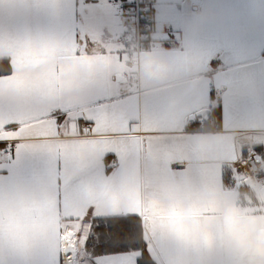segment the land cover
Segmentation results:
<instances>
[{
    "label": "snow or ice",
    "instance_id": "obj_1",
    "mask_svg": "<svg viewBox=\"0 0 264 264\" xmlns=\"http://www.w3.org/2000/svg\"><path fill=\"white\" fill-rule=\"evenodd\" d=\"M39 6L51 14L47 29L0 35V52L11 53L0 71V264H231L192 235L183 214L135 193L142 156L154 175L202 171L204 137L149 138L145 147L127 135L159 129L171 86L149 91L134 77L128 50L104 38L103 5L79 10L81 28L74 0ZM142 71L172 78L151 60ZM211 88L190 124L175 113L176 130L193 132L213 117ZM109 136L119 138H102ZM40 171L54 177V188L22 202L11 189Z\"/></svg>",
    "mask_w": 264,
    "mask_h": 264
},
{
    "label": "crops",
    "instance_id": "obj_2",
    "mask_svg": "<svg viewBox=\"0 0 264 264\" xmlns=\"http://www.w3.org/2000/svg\"><path fill=\"white\" fill-rule=\"evenodd\" d=\"M112 1L74 0L75 26L81 28L84 23L79 10L103 5L109 13L104 38L121 46L111 11L118 0L114 4ZM214 2L217 0H157L153 43L141 55L140 81L149 91L171 86V106L161 114L158 130L127 133L142 139L145 147L149 138L160 143L182 135L206 138L209 148L197 165L202 171L183 177H173L168 171L154 175L142 156L135 193L141 201L155 198L169 205V211L183 214L192 235L202 244L214 245V254L230 259L231 264H264V177L243 179L239 171L250 153L264 157V0H229L236 9L233 19L225 26H212L193 35L187 26L191 14L199 5ZM21 3L25 6L21 7ZM41 3L42 0H0V35L47 29L51 14L39 6ZM161 52L171 59L161 60ZM9 55L7 51L0 52V71H7L4 57ZM146 60L167 65L171 80L145 78L142 65ZM33 71L39 73L40 69ZM209 84L213 117L208 122L215 120L216 128L202 132L176 130L171 123L175 113L182 111L187 123L206 102ZM181 167L172 165L177 170ZM225 171L233 172L229 173L228 185L223 182ZM53 188L54 177L40 171L21 180L11 191L26 202ZM227 244L232 251L226 256ZM186 255L191 258L193 254Z\"/></svg>",
    "mask_w": 264,
    "mask_h": 264
},
{
    "label": "built area",
    "instance_id": "obj_3",
    "mask_svg": "<svg viewBox=\"0 0 264 264\" xmlns=\"http://www.w3.org/2000/svg\"><path fill=\"white\" fill-rule=\"evenodd\" d=\"M193 2L197 0H191ZM157 0H119L116 4V22L119 28V43L128 50L129 67L136 68L134 77L140 81L141 55L150 49L155 31L154 8ZM191 119L187 120L190 124ZM207 120L196 131L214 130L216 121ZM208 122V123H207ZM247 179L264 177V158L257 153H250L241 167Z\"/></svg>",
    "mask_w": 264,
    "mask_h": 264
},
{
    "label": "clouds",
    "instance_id": "obj_4",
    "mask_svg": "<svg viewBox=\"0 0 264 264\" xmlns=\"http://www.w3.org/2000/svg\"><path fill=\"white\" fill-rule=\"evenodd\" d=\"M235 15L236 9L231 6L229 0H217L214 3L199 5L188 19L187 26L195 35L212 26H225ZM159 58L165 61L171 59L166 52L159 53Z\"/></svg>",
    "mask_w": 264,
    "mask_h": 264
},
{
    "label": "rangeland",
    "instance_id": "obj_5",
    "mask_svg": "<svg viewBox=\"0 0 264 264\" xmlns=\"http://www.w3.org/2000/svg\"><path fill=\"white\" fill-rule=\"evenodd\" d=\"M112 2H113V4H114V0H113ZM99 5H100V4H99ZM111 11H112V13H113L112 25H113V27H116V26H117V22H116V18H115V16H116L115 5L113 6V9H112Z\"/></svg>",
    "mask_w": 264,
    "mask_h": 264
},
{
    "label": "trees",
    "instance_id": "obj_6",
    "mask_svg": "<svg viewBox=\"0 0 264 264\" xmlns=\"http://www.w3.org/2000/svg\"><path fill=\"white\" fill-rule=\"evenodd\" d=\"M263 157V156H262ZM264 158V157H263ZM229 173H232L233 174V172L232 171H225L224 172V178H225V176H227L228 177V179H229ZM223 178V182H224V184L225 185H228L229 183H228V179H227V182H225V179ZM252 194H254V193H252Z\"/></svg>",
    "mask_w": 264,
    "mask_h": 264
}]
</instances>
